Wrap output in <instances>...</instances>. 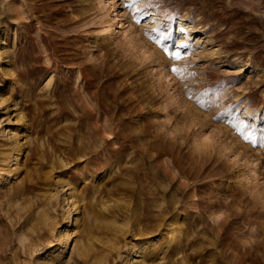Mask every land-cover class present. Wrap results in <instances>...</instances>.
<instances>
[{"label":"rangeland","instance_id":"obj_1","mask_svg":"<svg viewBox=\"0 0 264 264\" xmlns=\"http://www.w3.org/2000/svg\"><path fill=\"white\" fill-rule=\"evenodd\" d=\"M128 2L0 0V264H264V0Z\"/></svg>","mask_w":264,"mask_h":264},{"label":"snow or ice","instance_id":"obj_2","mask_svg":"<svg viewBox=\"0 0 264 264\" xmlns=\"http://www.w3.org/2000/svg\"><path fill=\"white\" fill-rule=\"evenodd\" d=\"M143 2H144V0H129V2L125 5V7L131 8L133 6H138ZM179 57H180L179 52H171L170 53V58H172V59H178ZM170 70L176 74L180 73V69H178L176 67H172ZM241 127H251V125H246V124H244L243 121H241ZM242 138L245 141H248L254 145L257 143L256 139L253 138L252 133H249L248 135H243ZM261 143L264 144V137H261Z\"/></svg>","mask_w":264,"mask_h":264},{"label":"bare ground","instance_id":"obj_3","mask_svg":"<svg viewBox=\"0 0 264 264\" xmlns=\"http://www.w3.org/2000/svg\"><path fill=\"white\" fill-rule=\"evenodd\" d=\"M178 22H179V24L181 23L180 20H179ZM3 33H4V31H3V29H2V30L0 31V36H1ZM16 148H17V147H16ZM16 152H17V154H18V152H19V148L16 149ZM177 162H178V161H177ZM0 172H1V169H0ZM70 198H71V197H70ZM69 217H70V216H69ZM72 225H73V220L69 218L67 228L72 227ZM167 234H168V233H167ZM65 235H66L67 239L64 240V241H65V244L63 243L64 246L66 245L67 242H69L68 240H69V238H70L69 235H68L67 233H66ZM68 237H69V238H68ZM64 241H63V242H64ZM65 248H66V246H65ZM128 249H129V248H128ZM129 253H130L129 250H127V252H126V259H125V260H127V259L129 258Z\"/></svg>","mask_w":264,"mask_h":264}]
</instances>
